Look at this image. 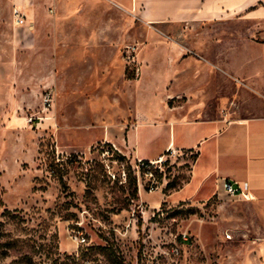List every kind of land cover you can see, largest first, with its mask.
<instances>
[{"label": "rangeland", "instance_id": "rangeland-1", "mask_svg": "<svg viewBox=\"0 0 264 264\" xmlns=\"http://www.w3.org/2000/svg\"><path fill=\"white\" fill-rule=\"evenodd\" d=\"M36 6L28 47L0 0V264H262L259 205L226 193L152 207L194 156L165 158L148 176L130 133L139 110L169 104L264 114V22L220 24L254 26L252 47L230 51L202 24L151 27L107 0ZM228 52L237 68L252 58L251 76L211 65L222 80L205 77L200 60Z\"/></svg>", "mask_w": 264, "mask_h": 264}, {"label": "crops", "instance_id": "crops-1", "mask_svg": "<svg viewBox=\"0 0 264 264\" xmlns=\"http://www.w3.org/2000/svg\"><path fill=\"white\" fill-rule=\"evenodd\" d=\"M107 1L134 13L151 27L171 28L179 25L199 28L190 24H202L208 30L213 29L214 46L221 41L224 45L226 41L225 46L230 51L242 46L252 47L254 26L220 24L230 21L264 22V0ZM11 6L20 9L27 19L19 28L16 27V40H24L30 47L36 43L33 36L38 10L36 0H11ZM261 28L264 27L257 29ZM224 33L229 35L221 37ZM256 43L259 48L264 47V43ZM229 52L223 57L200 60L203 66L200 70L204 71V76H216V81L220 83L221 74L210 68L211 65H220L227 66L237 76L249 78L251 71L246 67L253 64L252 58H245L246 63L237 68L232 64ZM184 53L183 50L181 54ZM168 57L173 66L176 62L175 53L168 51ZM192 75L189 72L188 79ZM172 76L171 73L166 80ZM184 107L169 104L151 114V111L145 110H139L136 114V122L130 133L135 159L156 161L164 156L176 161L184 155L194 156L190 161L187 179L168 192L161 191L160 198L152 207H158L162 202L179 204L208 201L222 196L226 194L223 181L227 179L247 183L253 198L245 201L257 204L264 210V114L253 113L251 108L243 113H234L223 110L219 105L210 108L207 104L184 113ZM210 109L211 114L207 113ZM262 216L264 218V213ZM259 239L257 253L264 264V235Z\"/></svg>", "mask_w": 264, "mask_h": 264}, {"label": "built area", "instance_id": "built-area-1", "mask_svg": "<svg viewBox=\"0 0 264 264\" xmlns=\"http://www.w3.org/2000/svg\"><path fill=\"white\" fill-rule=\"evenodd\" d=\"M13 15L15 18V23L17 25H23L26 22V17L23 15L22 11L18 8L13 9ZM31 27L32 25L29 24ZM53 100L52 98V93L48 92L45 97H44V104L47 105ZM30 122H33V118L30 119ZM141 162L142 167H148V171H146V175H150L151 177H154L153 171L151 170L152 167L155 165L159 164V168H162V164L166 161L164 156H161L158 160L156 161H149V163H146L143 159H139ZM152 186H150L149 190L153 192L154 188L153 187L155 184V180L152 181ZM156 186V185H155ZM223 188L225 193H227L229 196L237 198V199H242V200H250L252 199V194L249 188V185L247 183H241L239 181H233V180H224L223 181ZM228 238H231V234H227ZM187 237V236H185Z\"/></svg>", "mask_w": 264, "mask_h": 264}, {"label": "trees", "instance_id": "trees-1", "mask_svg": "<svg viewBox=\"0 0 264 264\" xmlns=\"http://www.w3.org/2000/svg\"><path fill=\"white\" fill-rule=\"evenodd\" d=\"M144 161H145L146 163H149V160H144ZM5 212H6V213H9L10 210H7V209H6Z\"/></svg>", "mask_w": 264, "mask_h": 264}]
</instances>
